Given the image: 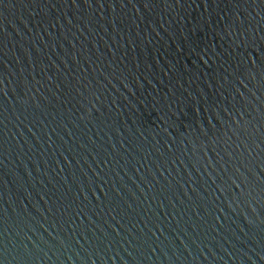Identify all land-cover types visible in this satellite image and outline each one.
<instances>
[{
	"label": "water",
	"instance_id": "95a60500",
	"mask_svg": "<svg viewBox=\"0 0 264 264\" xmlns=\"http://www.w3.org/2000/svg\"><path fill=\"white\" fill-rule=\"evenodd\" d=\"M0 264H264V0H0Z\"/></svg>",
	"mask_w": 264,
	"mask_h": 264
}]
</instances>
